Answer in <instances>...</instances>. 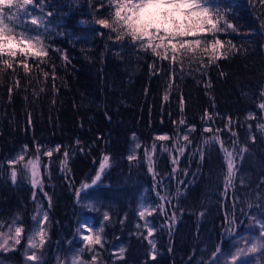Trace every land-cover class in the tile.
Listing matches in <instances>:
<instances>
[{"label":"trees","instance_id":"obj_1","mask_svg":"<svg viewBox=\"0 0 264 264\" xmlns=\"http://www.w3.org/2000/svg\"><path fill=\"white\" fill-rule=\"evenodd\" d=\"M218 3L237 31L222 30L216 38L225 42L221 51L229 48L228 41L236 50L214 62L210 53L201 54L202 64L185 59L182 70L116 40V33L97 24L112 11L108 0H43V13L35 11L47 23L42 38L48 56L43 62L29 60L30 74L17 66L0 76V223L16 219L27 231L37 202L43 203L50 219L48 262L80 243L82 196L107 208L103 248L110 258V250L123 242V263L207 264L216 247L228 246L250 212L264 215V132L258 127L264 123L259 108L264 103V5L259 0ZM206 35L211 41L212 34ZM40 68L48 71L47 78ZM208 127L211 133L204 131ZM159 133L169 139L157 140ZM132 134L140 147L137 158L129 160ZM185 134L189 141L183 140ZM214 134L219 139L205 144ZM54 144L60 150L52 157L39 152L42 187H33L23 168L8 163L24 145L37 155V145ZM180 145L183 154L177 151ZM224 148L233 151L236 173L227 188ZM105 155L109 167L100 181L83 188L91 185ZM144 187L153 202L155 259L136 228Z\"/></svg>","mask_w":264,"mask_h":264},{"label":"snow or ice","instance_id":"obj_2","mask_svg":"<svg viewBox=\"0 0 264 264\" xmlns=\"http://www.w3.org/2000/svg\"><path fill=\"white\" fill-rule=\"evenodd\" d=\"M109 6L112 8L107 15V18H101L96 21L97 24L110 32L116 33V40L123 42L127 40L134 49H139L145 53L151 52L155 57L170 60L172 65H179L183 69V62L187 59L190 63H201V54L210 53L212 62L220 57L227 58L230 52L236 50L235 45L228 41L229 48L225 51L224 43L216 38V33L222 30L231 29L233 32L237 31V27L230 24L225 19V14L221 13L220 4L218 0H108ZM261 5H264V0H259ZM103 6V4H101ZM225 7H228L227 5ZM39 9L43 13V0H0V76L7 71L15 72L17 66L21 67L25 74H30L32 65L29 60L43 62L44 58L48 56L49 46L42 38L43 33L48 31L47 23L43 15H33ZM51 16V13H47ZM27 18V19H26ZM223 22V26L221 25ZM19 29V30H18ZM43 30V31H41ZM208 33L212 34V39L209 41L207 38ZM111 38V37H110ZM55 51H60L55 49ZM65 60L67 56L63 57ZM39 68V63L35 65ZM45 78L48 77V71L40 68ZM51 71L55 73V65H51ZM54 78V75H53ZM16 86L19 87V80L14 81ZM171 87V85H169ZM12 88H9L11 94ZM261 97L264 99V91L261 92ZM167 99V96L164 97ZM259 108L264 109V103L259 105ZM211 119V116H208ZM179 123L183 124L181 120ZM231 118H229V124ZM261 132H264V123L258 125ZM194 130V129H191ZM190 130V131H191ZM231 131V129H229ZM205 132L211 133V127L205 128ZM219 130H217L218 132ZM235 135V133H233ZM157 140H168L166 135L157 136ZM219 137L213 135L211 138L204 141L205 144H210L217 141ZM254 140L255 137L253 136ZM184 141H189V135H183ZM79 143V141H77ZM179 144V139H177ZM27 145L24 149H27ZM140 147L139 144L136 145ZM236 146L233 145V151ZM59 146L54 150L46 149L44 155L47 157L53 156V151H59ZM155 152V145L152 146ZM37 155L31 158L23 165L26 174L30 176V183L33 187L41 186V160L39 156L40 146L37 145L35 149ZM181 154L185 151V146L180 145L177 148ZM225 158L227 160V173L225 176V187H229L233 183V178L236 173L234 171V156L233 151L227 148L223 149ZM239 151L242 153L247 151L246 148H241ZM145 155L150 162L149 170L152 171L151 160L152 157L145 151ZM64 160L62 167H67L69 153H63ZM135 155H129V160H134ZM25 160V153H22L16 158H10L8 163L15 165ZM110 157L105 155L103 161L99 164V171L96 173L95 178L92 179L91 185L85 184V188L96 185L101 179V174L106 168L109 167ZM175 162V158L174 161ZM17 170L13 167L11 171V181L16 182ZM76 195L79 197L80 193ZM35 198V196L33 197ZM163 199V198H162ZM49 204L51 199L49 198ZM42 215V221L48 220L47 212ZM146 215H152V211L147 208L139 212V216L143 219ZM35 219V218H34ZM103 219L109 220L107 213L104 214ZM231 224L232 221H229ZM144 227L147 228V236L151 237L154 232V225L148 226L147 222ZM261 238L249 240L245 242V247L237 248L234 254H231V259L225 261V264H243L241 257H247L251 253H257L259 250H264V222L260 224ZM10 232L12 229L9 230ZM88 231L92 234L83 235L82 239L85 242V247L93 250L96 245L102 244L103 227L98 231L93 232L91 226ZM15 243H20L19 237L23 232L21 227H15ZM47 232L43 227V223L37 220L36 230L28 238L29 248L36 250L43 248L46 242ZM12 238L3 232H0V249H3L8 240ZM148 243L152 246V258L155 259V243L149 239ZM250 245V246H248ZM82 251V250H81ZM123 248L120 249L121 258L123 256ZM223 255L220 247H216L213 255ZM264 254V253H262ZM29 261L33 264H42L41 256L33 251L27 256ZM96 256L92 257V264H95ZM71 264H87L83 261L79 254L74 256ZM213 264H219V259L213 261Z\"/></svg>","mask_w":264,"mask_h":264},{"label":"rangeland","instance_id":"obj_3","mask_svg":"<svg viewBox=\"0 0 264 264\" xmlns=\"http://www.w3.org/2000/svg\"><path fill=\"white\" fill-rule=\"evenodd\" d=\"M33 15L39 16L42 14L34 12ZM249 114L251 113H248V115ZM163 135L167 136V133L156 134V136H163ZM137 144H140V141L135 134H132L130 138V147H129L128 155H135L137 153L138 150V148L136 147ZM24 146H22L15 154H13L10 157V158H16L22 153V151L25 153V160L16 164L18 168H23V165L27 163L29 159L34 158L36 156L32 154L33 150H31L29 147H27V149H24ZM56 146L58 145L55 144L49 145L44 149H40V153H44L46 149L54 150ZM25 176H27L30 179V176L26 174V170H25ZM81 204L83 205V209H85V211L82 214V219L77 227V238L80 240V243L78 245H74L71 249L67 250L65 253L56 252V255H53L52 259L49 262L47 259V245H48L47 237H46V242L43 248L41 249L33 250L30 249L28 246L29 245L28 238L36 230L37 220H40L43 223V227L45 228L46 232H48L49 221H50L49 213H48V209L43 205V203L37 202L33 214L32 225L30 228L27 229V231L24 230V227L21 226L16 221V219H13V221L7 224L0 223V232H3L6 235L12 237L8 240V244L3 249H0V264H33L32 261H29L27 259V256L30 255L33 251H36L37 255L41 256L42 264H71L73 257L77 256L78 254L83 261L87 262V264H92L93 256H96L95 264H135L131 262L130 263L120 262L121 259L120 249L121 248L125 249L123 242L121 243L118 242L116 246L110 250L112 254L110 258L106 257V251L100 245H96L93 250H89L87 247H85V242L82 239L83 235L92 234L88 231L89 226H91L93 232L98 231L100 227L104 228L105 220L103 219V217L104 214L107 213L106 210L107 208L105 207L101 209L100 204L88 196H82ZM146 208L149 211H151L153 208V202L151 198L148 196L146 187H144L139 194L138 208H137L138 220L136 221V228L139 234L143 233L145 235L147 242L149 239H151L155 243V235H154L155 229L153 235L151 237H148L147 228L144 227L146 222L148 226H153V223L150 219V215H146L145 218L143 219L139 216V212L145 210ZM44 212H47L48 214V220L46 222L42 221L41 214ZM261 222H264L263 213L250 212L247 215L243 223V226L240 229H238L234 235L231 236L228 246L221 250L223 255L220 254H217L215 256L213 255V257L210 259V262H208L207 264H213V261L216 260L217 258L219 259V264H225V261L231 259V254H234L237 248L246 246L245 245L246 241L261 238V228H260ZM15 227H21L23 229V232L19 237L20 243L18 244L14 242ZM10 229H12L11 232L9 231ZM101 235H102V244L104 246V234L102 233ZM150 250L152 253L153 252L152 246ZM262 253H264V250H259L257 253H251L247 257H241V260L243 261V264H264V254Z\"/></svg>","mask_w":264,"mask_h":264}]
</instances>
